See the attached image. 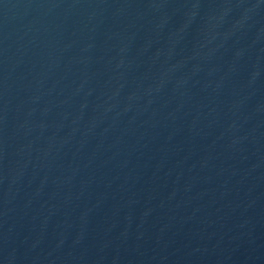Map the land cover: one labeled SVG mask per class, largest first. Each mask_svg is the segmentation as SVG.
<instances>
[{"label": "water", "instance_id": "1", "mask_svg": "<svg viewBox=\"0 0 264 264\" xmlns=\"http://www.w3.org/2000/svg\"><path fill=\"white\" fill-rule=\"evenodd\" d=\"M0 264H264V0H0Z\"/></svg>", "mask_w": 264, "mask_h": 264}]
</instances>
